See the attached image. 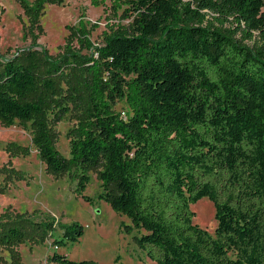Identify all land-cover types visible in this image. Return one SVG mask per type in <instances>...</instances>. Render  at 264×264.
I'll list each match as a JSON object with an SVG mask.
<instances>
[{"label": "trees", "instance_id": "1", "mask_svg": "<svg viewBox=\"0 0 264 264\" xmlns=\"http://www.w3.org/2000/svg\"><path fill=\"white\" fill-rule=\"evenodd\" d=\"M20 1L31 43L0 53L1 125L29 126L47 170L68 174L91 205L103 200L127 215L141 264H264V0H112L129 25L95 45L81 17L56 55L38 42L45 0ZM68 114L76 123L66 156L55 125ZM11 165H0V193L13 182ZM91 172L101 182L96 198L84 193ZM205 197L214 233L194 221L192 204ZM58 222L0 212L9 255L0 264H25L16 247L28 241H80L79 222ZM49 259L98 264L57 250Z\"/></svg>", "mask_w": 264, "mask_h": 264}, {"label": "rangeland", "instance_id": "2", "mask_svg": "<svg viewBox=\"0 0 264 264\" xmlns=\"http://www.w3.org/2000/svg\"><path fill=\"white\" fill-rule=\"evenodd\" d=\"M26 1L33 3L35 0ZM43 5L44 12L40 17L43 34L38 42L54 55L63 51L71 28L81 17L90 21V40L95 45L103 43L104 32L112 26H127L131 22L122 10L113 6L112 0H106L104 4H95L94 0H45ZM29 24V17L20 0H0L1 54L11 56L30 45L31 40L25 37ZM73 45L77 47V41ZM125 109V103L119 102L117 110ZM75 123L74 115L68 114L55 125L59 135L58 149L66 156L70 153L67 133ZM10 142L30 146L31 150L27 155H11L5 150ZM8 162H11L15 173L12 174V184L6 192L0 193V212L10 208L36 216L48 214L63 224L79 222L84 228V235L74 245L56 248L49 237L43 243L28 241L17 246L16 250L25 264H52L49 258L55 250L74 260H94L98 264L143 263L145 254L135 241L136 231H129L126 227L132 225L131 219L115 211L106 201L95 200L91 205L75 192L76 181L68 174L56 175L47 170L32 145L29 126L17 122L6 127L0 123V165ZM91 176L84 193L96 198L101 182L95 172H91ZM192 209L195 223L214 233L217 226L214 203L205 197L192 204ZM57 232L61 234L59 229ZM0 254L9 259L6 249L0 250Z\"/></svg>", "mask_w": 264, "mask_h": 264}]
</instances>
